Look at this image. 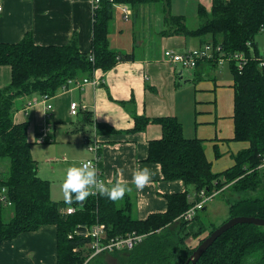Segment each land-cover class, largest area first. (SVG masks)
Instances as JSON below:
<instances>
[{"label": "trees", "instance_id": "1", "mask_svg": "<svg viewBox=\"0 0 264 264\" xmlns=\"http://www.w3.org/2000/svg\"><path fill=\"white\" fill-rule=\"evenodd\" d=\"M169 1L101 0L94 12L93 62L91 54L79 51L76 38L64 46H40L27 34L19 43H0V66H10L12 70L11 83L0 88V192L7 188L12 203H0V245L21 233L56 225L58 264H85L91 253L86 248L89 240L82 235H69L79 226L100 222L106 225L108 237L136 231L147 238L133 251L120 252V257L104 253L95 263L88 264H108L110 258L106 256L111 255H116V264H185L195 249L180 252L184 240L208 230L211 233L218 227L211 224L209 228L202 223L193 226L196 217L192 223L180 220L178 233L168 234L166 228L194 205L188 198L190 192L199 196L204 190L207 195H221L230 218H264V170L259 168L264 157V55L255 47V38L264 27V0H214L210 13L198 7L197 27L190 28L182 16H168L166 31L160 34L198 37L214 46L221 45L225 56L243 53L247 58L242 71L234 60L225 63L230 64L234 77V140L249 144L234 156V166L214 173L204 142L186 138L176 117L141 115L134 117L131 132L146 131L151 124L161 125L163 131L161 139L149 143V161L160 164L165 180H182L190 188L167 196V212L138 220L128 193L118 201L98 195L88 197L83 204L56 202L51 198L50 182L38 176L39 166L27 139L28 123L14 121L15 112L21 108L17 101L37 94L55 96L69 79L92 77L95 69L107 72L119 61L132 60V55L119 54L109 45V26L116 4L140 7L151 2L169 5ZM220 56L217 53L208 62L219 64ZM79 122V130L84 131L86 125H92L91 114L84 112ZM69 207L76 208V212L64 213ZM76 248L78 252L74 251ZM197 264H264V227H233L216 240Z\"/></svg>", "mask_w": 264, "mask_h": 264}, {"label": "crops", "instance_id": "2", "mask_svg": "<svg viewBox=\"0 0 264 264\" xmlns=\"http://www.w3.org/2000/svg\"><path fill=\"white\" fill-rule=\"evenodd\" d=\"M213 3L214 0H170L169 5L151 2L140 7L129 6L131 14L127 20L121 8L125 4H116L109 26V45L111 50L132 55L133 59L119 61L107 72L95 69L93 76L103 79L100 86L60 91L48 101L53 104L50 113L39 94L22 99L14 121L28 123L27 139L32 145L33 158L40 162L35 149L42 145L52 153L47 157H66L67 168L79 166L91 158L88 144L83 140L88 136L90 141L96 139L101 143L100 166L106 182L117 178L131 181L134 168H150L152 182L142 192L129 184L128 194L138 220L167 212V196L190 188L182 180H165L160 164L149 161V143L162 138V127L151 124L146 131L131 132L135 116L176 117L186 138L204 142L214 173L234 166V156L249 144L234 140V77L230 64L204 61L193 70L173 66L165 61L166 50L184 53L208 42L198 37L160 36L166 31L168 16H182L196 27L198 7L210 13ZM0 7V43H19L27 34L40 46H64L76 38L79 51L92 54L93 0H0ZM255 47L264 55V30L256 36ZM11 79V67L0 66V88L8 86ZM33 100H38L37 104L27 108V102ZM73 101L86 106L77 117L70 115ZM84 112L91 114L92 125L81 131L79 121ZM48 125L53 132L49 136L52 142L41 143V130ZM55 167L50 170L54 172ZM41 173L42 169L38 168V176L46 180ZM51 198L59 201L54 188ZM188 198L195 202L194 193L190 192ZM202 211H207V204ZM57 232L56 225H45L3 242L0 264H58Z\"/></svg>", "mask_w": 264, "mask_h": 264}, {"label": "built area", "instance_id": "3", "mask_svg": "<svg viewBox=\"0 0 264 264\" xmlns=\"http://www.w3.org/2000/svg\"><path fill=\"white\" fill-rule=\"evenodd\" d=\"M101 4V0H93L94 12L99 8ZM122 11L124 12L126 20L129 18L131 14L130 8L127 5L121 6ZM2 8L0 7V12ZM264 30L262 27L261 31ZM220 53L221 56L219 58V65H224L227 61H236L238 70L242 71L244 66L247 64L248 60L243 53H237L231 56H225L223 53V49L221 45L214 46L210 43L204 44L203 46L195 49H190L184 53H178L174 50H166L164 52L165 61L173 66H179L184 70H193L196 69L200 62L211 61L214 59L215 55ZM90 60L94 61L93 53L90 55ZM102 83V78L92 76V77H82V78H72L67 81V83L63 86V91L68 90L70 87H79L83 88L86 85H94L99 86ZM41 99L46 103L47 110L53 109V105L51 102H48L51 97L48 95L41 96ZM38 101V100H37ZM36 100H33L28 103V107H31L34 104H37ZM70 115L72 117H77L80 112L86 110V106L80 105L79 102L73 101L69 107ZM49 129H43L41 131V136L39 138V142L45 143L50 141L48 138ZM83 140L88 144V149L91 154V158L88 160H92L98 170L99 177L105 180L102 177L101 170V152L102 149L101 143L99 141L89 140L88 136H85ZM87 161V160H86ZM261 170H264V157L262 158V163L259 166ZM0 178H1V168H0ZM217 193H213L212 195H207L205 191H201L199 196L195 195V202H193V206L186 211L181 218L186 222H192L197 216V213L200 210H203L205 205L214 197ZM96 195L95 197H97ZM0 203L11 206V201L7 197V188L3 187L0 192ZM76 212V208L69 207L64 210L66 214H73ZM82 235L84 238L88 239L87 249L91 252L89 257L93 258L103 253H110L113 251H133L138 246L142 245L146 235L139 234L136 231L130 232L126 235H118L115 237L107 236V227L105 224L97 222L93 225L87 226H79V229H76L73 233L69 235L70 238L74 236ZM78 248L74 249L75 252H78ZM86 264V263H85Z\"/></svg>", "mask_w": 264, "mask_h": 264}, {"label": "rangeland", "instance_id": "4", "mask_svg": "<svg viewBox=\"0 0 264 264\" xmlns=\"http://www.w3.org/2000/svg\"><path fill=\"white\" fill-rule=\"evenodd\" d=\"M157 5H159L157 3ZM117 9V7L115 8ZM189 26H192L194 27L195 26V23L191 22V25ZM198 25H196L197 27ZM93 62V61H92ZM102 83H103V79H102ZM102 83L100 85H102ZM99 85V86H100ZM9 86V85H8ZM7 87V86H6ZM5 88V87H4ZM48 95V94H46ZM41 96L43 95H40V98ZM51 97H54V96H51V95H48ZM21 99H19L17 101V104L20 105L21 104ZM30 102V101H29ZM27 102V108H28V103ZM78 102V101H77ZM80 103V102H79ZM52 104V103H51ZM53 105V104H52ZM80 105L83 106V104L80 103ZM85 106V105H84ZM52 110V109H51ZM51 110H48L49 113ZM16 113V112H15ZM51 117H52V114H49L48 115V119L49 121H51ZM49 123V122H48ZM52 127H53V124H52ZM48 128L49 129V132H48V138L50 139V134L53 133L52 130H51V127L50 125L44 127L43 129H46ZM42 129V130H43ZM41 130V131H42ZM50 142H52V140L50 139ZM40 147H36L35 151L37 152V155H36V158L38 160H40V162H38L37 160V163H38V166H39V169H42V173L41 175L47 180L50 182V186L51 188L55 190V196L56 198L59 200V201H64L63 199V195H62V191H61V183H62V180L65 176V170L67 169L66 167V164L64 161V158L66 157H58L57 159L54 158V157H47L49 155H51L52 153H48L42 145H39ZM42 147V148H41ZM47 157V158H46ZM52 161V162H51ZM56 166V167H55ZM50 167H55V171L52 172L50 170ZM54 197V195H53ZM190 201V200H189ZM191 202V201H190ZM192 203V202H191ZM197 218L196 220L192 223V225H198V224H205L206 226H208L209 228L211 227L210 225L211 224H214L215 226H221L223 225L227 220L230 219V213H229V210H228V207L227 205L225 204L223 198L221 195H216L214 196L208 203H207V211H202L200 210L198 213H197ZM180 220L184 221L181 217L178 219H176V221L172 224V225H169L167 229H169L167 232L168 234H171V235H176L178 233V230L180 229L181 227V222ZM186 222V221H184ZM189 223V222H188ZM165 230V231H166ZM209 230L206 232H203L199 237H187L184 241V246L181 248L179 246V251L180 252H185L187 249H196L200 243L202 242V240H204L208 235H209ZM184 235V234H183ZM147 238V237H146ZM145 238V239H146ZM145 241V240H144ZM141 246V245H140ZM139 247V246H138ZM182 249V251H181ZM120 252L122 251H113V252H110V254H116L118 255ZM125 252V251H124ZM130 252V251H128ZM104 254V253H103ZM116 255H111V256H106V257H109L110 260L108 262V264H116ZM99 256L101 255H98L96 257H93V258H90L88 257V259L86 260V264L90 263V262H96L98 259ZM120 257V255H118ZM117 256V257H118Z\"/></svg>", "mask_w": 264, "mask_h": 264}, {"label": "clouds", "instance_id": "5", "mask_svg": "<svg viewBox=\"0 0 264 264\" xmlns=\"http://www.w3.org/2000/svg\"><path fill=\"white\" fill-rule=\"evenodd\" d=\"M122 171V170H121ZM153 173L148 167H136L132 170L131 181L120 178L105 181L99 177V170L92 160L82 161L79 166L73 165L65 170L60 185L64 201L83 204L90 196H102L111 201H118L131 190L129 184L142 192L151 184Z\"/></svg>", "mask_w": 264, "mask_h": 264}, {"label": "water", "instance_id": "6", "mask_svg": "<svg viewBox=\"0 0 264 264\" xmlns=\"http://www.w3.org/2000/svg\"><path fill=\"white\" fill-rule=\"evenodd\" d=\"M243 224H252L259 227H264V218L245 216L230 218L223 225L217 227L200 243L192 255L187 259L185 264H197L218 238H220L233 227Z\"/></svg>", "mask_w": 264, "mask_h": 264}]
</instances>
